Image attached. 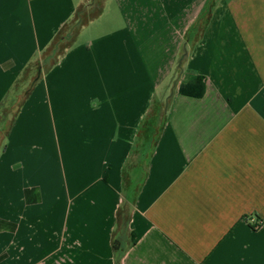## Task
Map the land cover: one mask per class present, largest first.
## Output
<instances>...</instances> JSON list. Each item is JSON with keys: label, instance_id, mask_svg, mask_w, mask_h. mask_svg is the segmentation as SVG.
I'll list each match as a JSON object with an SVG mask.
<instances>
[{"label": "crops", "instance_id": "1", "mask_svg": "<svg viewBox=\"0 0 264 264\" xmlns=\"http://www.w3.org/2000/svg\"><path fill=\"white\" fill-rule=\"evenodd\" d=\"M89 1L0 0V264H264V0Z\"/></svg>", "mask_w": 264, "mask_h": 264}, {"label": "trees", "instance_id": "2", "mask_svg": "<svg viewBox=\"0 0 264 264\" xmlns=\"http://www.w3.org/2000/svg\"><path fill=\"white\" fill-rule=\"evenodd\" d=\"M181 93L190 97L202 98L205 93L203 79L197 78L194 82L183 86L181 89ZM253 229H256V227H253Z\"/></svg>", "mask_w": 264, "mask_h": 264}, {"label": "rangeland", "instance_id": "3", "mask_svg": "<svg viewBox=\"0 0 264 264\" xmlns=\"http://www.w3.org/2000/svg\"><path fill=\"white\" fill-rule=\"evenodd\" d=\"M94 1H97V0H90L89 1V3L90 4H92V3H94ZM136 2H140V4H142V2H141V0H135ZM103 2H109V0H103ZM102 2V3H103ZM150 2H154L153 0H150ZM103 4H105V3H103ZM139 4V5H140ZM104 6V5H103ZM103 6H101V7H98V5L97 6H94V7H92L90 10H86L84 13H83V16H85L84 18H86V17H88L91 13H93V15H92V18H98L99 16H100V14L101 13H103V11H101V8L103 7ZM111 8V6H109V9ZM91 11V12H90ZM110 11V10H109ZM88 13V14H87ZM116 14V13H115ZM94 16V17H93ZM112 17V14L111 15H109V18H111ZM91 18V17H90ZM23 81V80H22ZM14 111H15V107L13 108V112H12V110L11 109H9L8 111H7V113L5 114V119L4 120H6L5 122H6V126L7 125H9L8 123L11 121V119L13 118V116H14Z\"/></svg>", "mask_w": 264, "mask_h": 264}, {"label": "built area", "instance_id": "4", "mask_svg": "<svg viewBox=\"0 0 264 264\" xmlns=\"http://www.w3.org/2000/svg\"><path fill=\"white\" fill-rule=\"evenodd\" d=\"M250 221L254 224L256 222V219L252 218ZM254 227H256V228L259 227V224L256 223V225H254Z\"/></svg>", "mask_w": 264, "mask_h": 264}]
</instances>
